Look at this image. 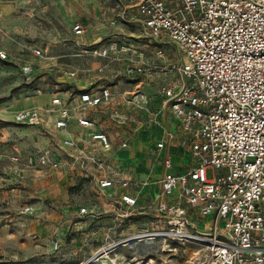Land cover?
<instances>
[{
  "label": "built area",
  "instance_id": "1",
  "mask_svg": "<svg viewBox=\"0 0 264 264\" xmlns=\"http://www.w3.org/2000/svg\"><path fill=\"white\" fill-rule=\"evenodd\" d=\"M112 10L101 12L103 36L90 40L82 22L72 26L68 42L79 56L98 62L82 70L62 68L61 74L84 84L51 94L43 106L16 112L13 122L67 134L72 123L93 129L90 111L97 109L117 125L136 121L129 112L145 114L142 125H162L161 117L170 114L180 133L164 130L157 149L178 140L193 162L176 173L171 159L163 160L155 210L168 238L203 247V264H264V0H116ZM119 21L137 23L142 32L126 35ZM48 50V44L31 46L27 57L47 65L53 60ZM9 56L0 51L2 60ZM20 62L21 75L29 80L36 74L34 63ZM122 77L136 82L133 90L118 92ZM154 83L155 108L153 95L143 89ZM80 143L112 149L102 132L62 141L71 151ZM52 157L50 151L33 157L15 146L10 152L0 147V163H8L17 177L37 166L58 168ZM208 170L215 173L211 179ZM97 186L128 191L134 185L103 177ZM117 203L134 208L137 198L119 194Z\"/></svg>",
  "mask_w": 264,
  "mask_h": 264
},
{
  "label": "rangeland",
  "instance_id": "2",
  "mask_svg": "<svg viewBox=\"0 0 264 264\" xmlns=\"http://www.w3.org/2000/svg\"><path fill=\"white\" fill-rule=\"evenodd\" d=\"M92 1L0 0V51L10 54L6 60L0 58V147L10 152L15 146L33 157L50 151L59 163L58 168L25 170L21 177L11 172L8 163H0V264H112L110 260L115 264H203V247L169 239L168 227L155 210L162 175L150 179L148 186L134 181L138 203L128 209L117 203V190L101 191L97 186L103 177L121 179L124 171L137 167L128 166L125 149L114 146L104 151L94 143L71 151L62 145L64 136L59 132L13 122L16 112L33 108L34 99L43 106L51 94L84 84L82 79L66 80L62 68L96 67V59L79 56L68 42L76 21L87 27L90 40L107 33L97 21V9L115 7L116 0ZM118 27L126 35L142 32L137 23L119 21ZM47 44L53 59L47 65L27 57L28 47ZM20 59L34 63L36 74L29 80L21 75ZM120 83L118 92L131 91L136 84L123 77ZM143 89L153 95V107H157V84ZM129 113L132 119L137 117ZM106 122L125 126L109 117ZM214 174L208 170L206 176L211 179ZM81 208L87 209L86 215L80 214Z\"/></svg>",
  "mask_w": 264,
  "mask_h": 264
},
{
  "label": "crops",
  "instance_id": "3",
  "mask_svg": "<svg viewBox=\"0 0 264 264\" xmlns=\"http://www.w3.org/2000/svg\"><path fill=\"white\" fill-rule=\"evenodd\" d=\"M92 2H97V0H93ZM112 9L113 7H111V9L104 8L105 11H103V8L98 6L97 10L99 14L97 21H99L102 11V13L112 12ZM97 24L99 25V23ZM98 30L99 29H97L96 31L98 32ZM74 86L78 87L77 84H75ZM40 102V99H34L33 107H38ZM90 112L91 115L95 114L93 118L96 122V125L93 129L85 130L78 127L75 123H72L69 126V131L67 132V134L61 132L59 133L64 136V138L72 137L76 139H83L90 132H102L105 133L110 139L112 149L114 146H118L120 149H122L120 147L121 143L127 141V147L124 148V151H126L124 157H128L129 159L126 163H128V166L130 167H133V165L137 167H135L134 169L129 168V171H124L121 179L130 180L134 186L131 187L128 191H123L119 188H113L117 190V197L119 196V194L128 193L136 197L138 203V194L136 192V185L134 184V181L142 183L144 182V184L148 186V184L151 183L152 178H155L158 175H163L164 158L171 159L174 165V171L176 173L183 172L187 168L186 166L190 165L193 162L189 155L179 147L178 140L170 142L164 147V149H157V144L161 142L162 138L164 137V130H170L178 134L180 133L178 126L179 123L170 114H165L163 117H161L160 121L162 125H142V122L146 121L148 117L143 113H137L136 119L138 120L132 121L129 125L118 127L116 125H111L109 122H106V119H108V115L101 109L93 110ZM136 137H138V139ZM83 144L86 145V143H80L79 146ZM139 165H141L140 168Z\"/></svg>",
  "mask_w": 264,
  "mask_h": 264
},
{
  "label": "bare ground",
  "instance_id": "4",
  "mask_svg": "<svg viewBox=\"0 0 264 264\" xmlns=\"http://www.w3.org/2000/svg\"><path fill=\"white\" fill-rule=\"evenodd\" d=\"M103 258H108L107 256H103ZM110 263L115 264L114 260H110Z\"/></svg>",
  "mask_w": 264,
  "mask_h": 264
}]
</instances>
